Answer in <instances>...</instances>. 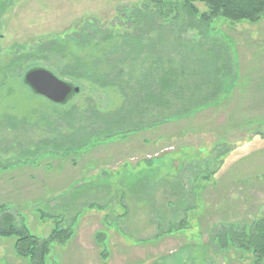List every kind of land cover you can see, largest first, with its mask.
<instances>
[{
    "label": "rangeland",
    "instance_id": "rangeland-1",
    "mask_svg": "<svg viewBox=\"0 0 264 264\" xmlns=\"http://www.w3.org/2000/svg\"><path fill=\"white\" fill-rule=\"evenodd\" d=\"M155 1L0 0V173L8 169L0 177V215L2 211L13 214L41 238L58 227L70 228L67 220L62 224L51 219L55 213L48 207L56 205L58 200L51 197L58 194H63L62 205L72 204L79 194L77 185L64 191L54 181L43 184L38 170L56 176V166H72L71 158L86 170V178L92 176L86 201L92 202L93 211L106 209L102 219L91 222L97 226L92 234L80 236L74 228L69 240L53 243L48 263L254 261L251 250L238 242L226 245L228 237L222 234L241 233L252 221L264 218V15L256 23L222 18L223 22H214L216 35H201L198 26L179 40L170 34L166 43L177 46L172 54L176 59L183 48L188 55L198 49L193 58L204 52L215 59L205 60L206 77L232 73L237 82L234 91L223 93L211 107L190 118L151 126L150 113L143 119L125 118L118 110L124 104L121 93L97 80L114 42L104 43V36L133 31L134 18L129 19L134 11L154 8ZM169 2L175 8L182 0ZM194 4L198 16L207 10L201 1ZM177 11L162 23H180L185 14ZM53 39L68 42L65 50L40 48ZM80 40L88 45L77 46ZM226 57L234 59V67L230 66L236 73L225 67ZM75 61L86 63L84 75H63ZM92 61H99L98 66ZM39 67L80 91L65 103L36 94L24 79L27 71ZM207 89L203 86L202 91ZM93 109L100 112L96 118ZM108 123L119 125L109 138ZM83 128L86 143H69L65 156L54 158L68 146L57 147L56 142L66 134L80 137ZM34 172L38 176L30 179ZM211 176L214 189L200 188L202 178ZM201 191L203 199L198 197ZM14 243L15 237H0V264H31L16 254Z\"/></svg>",
    "mask_w": 264,
    "mask_h": 264
},
{
    "label": "trees",
    "instance_id": "trees-1",
    "mask_svg": "<svg viewBox=\"0 0 264 264\" xmlns=\"http://www.w3.org/2000/svg\"><path fill=\"white\" fill-rule=\"evenodd\" d=\"M196 1H201L207 6V10L201 12V16H198L199 10L194 4ZM155 2L154 8L145 6L144 9L134 11L135 16L129 19L131 22L134 18V23L130 24V29L132 28L133 31L124 34L110 32L104 36V43L114 42L109 50L111 58L103 62L105 71L100 73L97 80V84L113 87L121 93L124 104L118 110L124 114L125 118L143 119L147 113H150L149 116L152 115L154 119V122L150 123H154L151 126L190 118L203 108L211 107L212 100L222 95L219 76L206 77L205 60L210 62L215 60L213 55L204 56L202 52V55L195 59L192 55L197 53L198 49L194 50V46L192 55L184 53L186 50L183 48V54L176 59L172 54L177 46L173 42L166 43L170 34L172 38L179 40L187 30L198 26L201 35L205 33L216 35L217 26L214 22H223L222 18L231 23L245 20L256 23L264 15V0H182L181 4H175V8L169 0ZM174 10L185 14L182 21L177 24H163L162 20L169 17ZM177 32L178 37L175 35ZM66 45H68L66 41L53 39L43 42L40 48L47 50L54 46L63 51ZM87 45L88 42L84 40L77 43L80 47ZM221 57L218 55L219 59ZM76 58L81 60L80 57ZM227 61L231 62V58ZM92 62L94 66L99 64V61ZM84 64L86 65L83 61L82 63L75 61L70 67L67 65L69 69L63 71V75L80 78L85 72ZM222 66L224 67V64ZM84 69H88L87 65ZM227 70L232 72L231 68ZM203 86L208 88L206 92L202 91ZM202 101L207 105H201ZM99 113L97 109H93L92 116L96 118ZM107 126L109 134L106 137L109 138L111 130L119 125L108 123ZM143 127L140 125L139 128ZM86 130L83 128L78 138L68 134L63 135L61 140L56 142V146L68 145L64 149L65 152L73 143H86ZM115 133L118 132L113 134ZM69 143L72 144L69 145ZM19 223L13 214L2 211L0 237H15L16 254L19 257L28 258L31 264H58L56 261L48 263L51 247L55 242L69 240L74 234L73 229L58 227L49 236L41 238L32 234L24 222ZM100 235L99 232L97 237L99 238ZM222 235L225 238L228 237L226 245L232 246L234 242H238L240 247L251 250L254 255L252 264H264V218L252 221L241 233L224 232Z\"/></svg>",
    "mask_w": 264,
    "mask_h": 264
},
{
    "label": "crops",
    "instance_id": "crops-1",
    "mask_svg": "<svg viewBox=\"0 0 264 264\" xmlns=\"http://www.w3.org/2000/svg\"><path fill=\"white\" fill-rule=\"evenodd\" d=\"M227 59H229V57H226L225 62L227 61ZM231 62L232 63L229 64V62L227 61L226 62L227 65H225V66L227 69H230V68L233 69L232 72L236 73L235 68H232V67H234L233 66L234 59L231 60ZM231 74H229V75L225 74V76H223V77L222 76L218 77V80L220 81V85L222 86V89H221L222 94L225 92L229 93V92L235 90L232 88V85L235 84L237 81H236L235 74L234 75H231ZM65 152H67V151H65ZM61 156H63V157L65 156L64 151H62V153L60 151L58 153V155H53V157L56 159L61 158ZM73 159L74 158H71V161L73 163L72 166L71 165H65L66 164L65 162H64L65 163L64 165H57L56 171H55L56 176L45 175V172L42 171V170H44V168L41 170H38V171L42 174V176H39V178H41L43 184L45 183V181H47L46 183H48V182L54 183L55 182V184H57L58 187L63 188V190L64 189L68 190V187L71 185H74V184L77 185V189L79 190V194L77 195V197H75L72 204L71 203H69L68 205L65 204L66 206L62 205L63 201L60 202V200H61V197L63 196V194L62 195L58 194L57 196H55V199H54V197H51L52 201L58 200V202H56V205L54 204V206L48 207V209L50 208L49 210H51L52 212L55 213V214L51 215V219L58 220L59 222H62V224H63V222L65 223V220H67V222L69 223L68 226L70 228H72L73 231H75V230L77 231V228H78L80 233H81L79 235L82 236L84 234H92L96 230L97 226H95L91 222L96 217H99L102 219L103 215L106 214V209L99 207L100 211L99 210L93 211L92 202L86 201V194L89 195V192H90L89 188H87L86 185L88 184L87 181H89V178H92V176L89 175L86 178V176L84 175V174H86V173H84V172H86V170L83 171L82 166L77 167L78 161L76 162V160L75 159L73 160ZM78 168H79V171H77ZM47 170H49V167H47ZM90 171L88 172V174L89 173L92 174V171L91 172ZM7 172H8V169H6L3 173H0V177L4 173H7ZM51 173H53V172H51ZM81 173H83V174H81ZM33 176L34 177L30 178V179H35L38 175H37V173L35 175V172H34ZM202 179L204 180V182H202V185L200 186V188H205L206 190L214 189L210 184V180L212 179V176L211 177H203ZM4 183H5V185L7 184L6 182H4ZM232 186H234V184ZM1 187L2 186L0 185V188ZM48 188H49L48 186L45 187L44 191L47 192ZM59 195H60V197H59ZM198 197L200 199H203L204 191L203 192L201 191V193L198 194ZM120 198H121V196L118 197V199H120ZM74 228H75V230H74ZM88 229H89V232L86 231ZM83 244H84V242H83Z\"/></svg>",
    "mask_w": 264,
    "mask_h": 264
},
{
    "label": "water",
    "instance_id": "water-1",
    "mask_svg": "<svg viewBox=\"0 0 264 264\" xmlns=\"http://www.w3.org/2000/svg\"><path fill=\"white\" fill-rule=\"evenodd\" d=\"M26 84L38 95L56 103H65L80 88L59 78L46 68H33L25 73Z\"/></svg>",
    "mask_w": 264,
    "mask_h": 264
}]
</instances>
